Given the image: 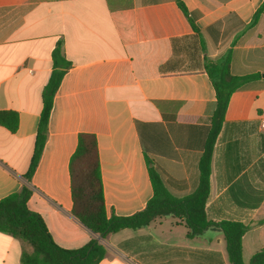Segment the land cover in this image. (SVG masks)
<instances>
[{"label": "crops", "instance_id": "obj_1", "mask_svg": "<svg viewBox=\"0 0 264 264\" xmlns=\"http://www.w3.org/2000/svg\"><path fill=\"white\" fill-rule=\"evenodd\" d=\"M0 0V199L23 185L27 208L53 242L74 250L95 237L98 264H231L216 226L190 237L183 216L94 236L71 214L69 160L81 133L97 141L106 215L142 211L153 195L151 163L176 198L198 185V162L215 108L204 59L230 51V72L259 74L230 97L210 164V222H239L243 264L264 248V0ZM261 9L255 24L253 15ZM58 42L70 63L53 97L47 136L24 178ZM250 56V58H249ZM29 247L0 232V264Z\"/></svg>", "mask_w": 264, "mask_h": 264}, {"label": "trees", "instance_id": "obj_2", "mask_svg": "<svg viewBox=\"0 0 264 264\" xmlns=\"http://www.w3.org/2000/svg\"><path fill=\"white\" fill-rule=\"evenodd\" d=\"M178 7L188 19L193 31L195 14L187 11L185 5L176 0ZM264 5V3H263ZM261 9L251 20L255 24ZM250 58V56H249ZM52 71L42 90V109L37 124L34 148L30 164L24 175L28 182L35 171L43 150L53 97L70 63L58 42L51 54ZM204 70L215 91V108L209 119V129L203 151L198 162L199 181L195 190L182 198L172 196L164 187L161 178L151 163L148 174L153 195L145 208L133 215H106L103 199L101 172L97 141L93 134L81 133L69 160L72 216L94 236L104 237L125 228H141L156 216L173 214L183 216L190 237L199 235L210 226L218 227L224 236L226 251L231 264H243L241 239L247 227L239 222L221 221L218 224L208 220L205 205L210 193V164L213 148L221 130L231 95L243 84L259 78V74L236 76L230 72V51L216 60L204 59ZM0 126L11 133L18 126V116L13 111H0ZM31 189H21L0 199V232L24 242L29 249L21 253L22 264H98L105 256V248L95 237L79 249L69 250L56 245L41 217L27 208ZM249 264H264V248L257 251Z\"/></svg>", "mask_w": 264, "mask_h": 264}, {"label": "built area", "instance_id": "obj_3", "mask_svg": "<svg viewBox=\"0 0 264 264\" xmlns=\"http://www.w3.org/2000/svg\"><path fill=\"white\" fill-rule=\"evenodd\" d=\"M261 128H264V122L261 123Z\"/></svg>", "mask_w": 264, "mask_h": 264}, {"label": "water", "instance_id": "obj_4", "mask_svg": "<svg viewBox=\"0 0 264 264\" xmlns=\"http://www.w3.org/2000/svg\"><path fill=\"white\" fill-rule=\"evenodd\" d=\"M262 76L264 77V74H262Z\"/></svg>", "mask_w": 264, "mask_h": 264}]
</instances>
